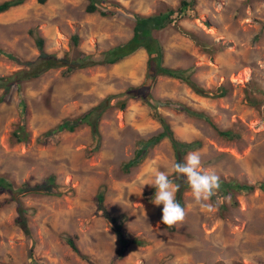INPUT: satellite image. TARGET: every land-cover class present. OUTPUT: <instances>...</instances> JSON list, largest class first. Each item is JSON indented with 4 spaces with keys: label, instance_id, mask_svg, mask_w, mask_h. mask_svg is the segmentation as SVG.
Instances as JSON below:
<instances>
[{
    "label": "rangeland",
    "instance_id": "1",
    "mask_svg": "<svg viewBox=\"0 0 264 264\" xmlns=\"http://www.w3.org/2000/svg\"><path fill=\"white\" fill-rule=\"evenodd\" d=\"M180 1L99 3L105 8L119 3L135 14L150 15L175 9ZM87 2L25 0L0 13L1 49L33 61V68L42 67L34 40L39 35L44 50L58 65L23 80L20 90L12 85L0 102V175L15 188L46 186V178L53 176V182L40 191L15 192L10 198L0 190V202L10 199L0 207V263L264 264V192L259 189L235 194V202L217 194L225 200L213 212L202 209L191 188L187 189L183 193L185 220L173 229L161 223L163 205L152 203L156 189L147 184L157 171L177 177L169 140L150 145L136 166H125L141 141L161 131L146 105L122 94L143 82L145 50L138 49L114 64L64 73L65 61L78 50L100 60L104 50L132 35L131 16L119 11L106 17L97 11L87 13ZM176 25L194 33L204 46L195 44ZM153 34L163 49V66L185 69L184 75L204 88L214 92L224 86L226 93L203 97L180 80L159 76L152 95L202 111L217 128L230 129L239 137L223 138L203 118L158 108L174 136L182 141L200 140L201 146L192 151L200 152L202 170L225 179L264 181V0H194L186 15ZM73 35L79 37L77 47ZM23 67L30 68L0 54V75ZM3 91L0 88V94ZM107 97L99 139H93L90 128L81 125L73 132L38 141L45 131ZM124 99L126 105L119 109L117 102ZM21 124L29 135L16 142L12 132ZM99 191L110 215L125 216L127 234L145 242L130 245L119 258L115 257L118 235L96 208ZM210 202L215 204L217 197ZM19 205L27 212L22 213ZM62 235L72 236L91 263L73 252Z\"/></svg>",
    "mask_w": 264,
    "mask_h": 264
},
{
    "label": "trees",
    "instance_id": "2",
    "mask_svg": "<svg viewBox=\"0 0 264 264\" xmlns=\"http://www.w3.org/2000/svg\"><path fill=\"white\" fill-rule=\"evenodd\" d=\"M36 1L39 4H43L46 2V0ZM24 2L25 0H1L0 13L9 10L12 7L19 6ZM193 2L194 0H181L179 5L175 9L167 8L164 11H160L158 13L150 15L135 14L130 10L120 6L119 3H112L111 7L105 8L103 6H100L99 0H88L85 6V11L87 13L97 11L101 16L104 17L114 14L116 11L122 12L126 15L128 14L133 18L134 21L132 35L126 41L120 42L108 48L107 50H104L102 52V58L100 60L94 59L91 54H86L83 51L78 50L76 56L73 59L65 61L67 71H64V73L68 74L77 69L97 64H114L141 48L144 49L147 54L146 72L143 82L138 85L129 86L122 94L127 95V98H138L144 105H146L150 110L152 118L159 122L161 126V131L150 139L140 142L139 147L135 150L133 158H131L125 164L126 168L136 166L144 157L147 148L150 145L156 144L163 138H167L170 142V146L174 154L175 163L183 162L184 156L189 151L197 149L201 146L200 140L182 141L177 139L174 136L173 131L166 118L158 111V108L160 107H168L174 110L185 112L186 114L191 116L203 118L223 138L235 139L239 137L238 134L234 133L230 129L221 130L217 128L210 116L206 115L204 112L191 109L188 106H184L179 102L171 101L169 99H156L151 93L155 81L159 76H166L180 80L184 82L194 93L203 97H221L226 93V88L224 86L217 87L213 92L199 85L189 76H185V69L170 68L162 65L163 49L158 39L154 36L153 33L166 27L171 23L176 22L179 18L186 15L187 10L191 8ZM173 14H176V17H173ZM176 27L184 35L188 36L195 44L204 46V42L200 38H198L194 33L184 30L182 29V27H178L177 25ZM30 32L32 33V31ZM34 40L38 50V57L43 59L42 67L35 66L33 68L31 67L33 61L23 60L18 55L0 48V54L4 57L18 64L25 65L27 67L30 66V68L23 67L21 69H18L16 72L10 75H0V88L4 90L2 94H0V102H3V100L5 99V92L9 90L12 85H14L17 90H20L21 83L23 80L34 78L38 76L40 72L48 68L58 66L56 60H54L55 58H53V55L47 53L44 50V39L39 35H35ZM78 41L79 37L77 35H73L72 43L75 47H77ZM108 100L109 97H107L104 101H100L98 104L92 106L91 108L76 117L64 119L55 127L45 131L42 136L38 138V141L44 142L49 137L57 133L73 132L77 127L81 125H86L90 128L93 139H99V123L103 114L108 109ZM126 100L127 99L117 102V107L119 109H123L126 105ZM28 135L29 133L25 129L24 124H21L18 125V127L12 132V140L16 142L25 141L28 138ZM173 174L177 175V177L173 180L175 181V183L180 185V189L176 193V199L181 204V206H183V193L187 189H190V186L188 185L186 179L183 176H179L174 172ZM45 181L46 186L36 184L34 187H31L27 184H23L15 188L12 181L7 179L5 176L0 175V190L9 194L11 198L15 194V192H35L40 191V189L42 188H46L50 183L53 182V176H48ZM220 185L221 187L219 189L218 194L224 197L229 196V198L233 202H235L234 195L242 191L252 192L256 189H259L264 192V181L248 183L239 181L235 178H220ZM103 199V193L99 191L96 194V208H98L103 217L110 222L115 233L118 235L119 247L116 250L115 257L119 258L123 255L125 250L130 245L141 246L145 242L135 236H132L129 233L127 234L126 229L123 227L125 216L120 215L118 217H114L110 215L106 208L103 206ZM7 201H10V199H6L4 202H0V207ZM19 208L22 213L27 212V210L22 209L20 205ZM167 228L173 229V227ZM61 237L66 242V244L69 245L73 252H75L81 258L88 260L91 263V260H89L87 256L82 255L80 253L72 236L62 235ZM32 251L33 247L31 246L28 250L30 259L32 258ZM93 264L97 263L93 262Z\"/></svg>",
    "mask_w": 264,
    "mask_h": 264
},
{
    "label": "clouds",
    "instance_id": "3",
    "mask_svg": "<svg viewBox=\"0 0 264 264\" xmlns=\"http://www.w3.org/2000/svg\"><path fill=\"white\" fill-rule=\"evenodd\" d=\"M172 171L186 179L195 202L202 209L213 212L218 204L224 202L225 198L217 195L221 187L220 177L215 172L202 170V157L199 151L189 152L183 162H177L172 166ZM147 185H152L156 189L152 203L156 206L163 205L161 223L172 227L185 220L187 210L176 199L180 185L170 178L168 171H157L152 182ZM214 196L217 197L215 204L210 202Z\"/></svg>",
    "mask_w": 264,
    "mask_h": 264
}]
</instances>
